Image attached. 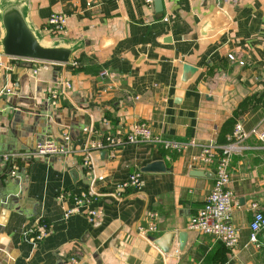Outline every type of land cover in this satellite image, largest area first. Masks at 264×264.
I'll return each instance as SVG.
<instances>
[{"label":"crops","instance_id":"1","mask_svg":"<svg viewBox=\"0 0 264 264\" xmlns=\"http://www.w3.org/2000/svg\"><path fill=\"white\" fill-rule=\"evenodd\" d=\"M161 2L156 12L153 0H0V148L26 153L53 139L72 149L17 157L16 175L0 164V264H264V231L250 241L253 216L264 213V0ZM12 5L42 44L71 48L70 61L5 56L1 15ZM55 12L67 16L62 32L47 26ZM61 81L70 88L51 102ZM247 98L245 112L226 127ZM139 121L163 138L218 145L242 123L246 137L229 156L236 247L188 228L213 184V165L189 166L197 149L173 154L123 144L94 152L87 172L80 150L88 141L125 134ZM153 161L164 170H141ZM134 172L141 187L118 192L116 183ZM87 188L97 199L65 218L74 205L58 191ZM88 208L99 217L89 221ZM153 212L157 228L148 231ZM41 220L49 224L44 238L24 235Z\"/></svg>","mask_w":264,"mask_h":264},{"label":"built area","instance_id":"2","mask_svg":"<svg viewBox=\"0 0 264 264\" xmlns=\"http://www.w3.org/2000/svg\"><path fill=\"white\" fill-rule=\"evenodd\" d=\"M148 6L152 5V0H145ZM67 16L63 13H51L47 18V26L53 32H62L65 29ZM231 61H236L237 58L234 54L227 55ZM239 64H244L243 60H237ZM76 65V62H72ZM101 76L107 75L105 70L101 71ZM50 94L49 99L55 102L63 90L70 88L69 81H61ZM246 137L241 122L234 125L232 134L228 137L225 144L218 145L214 140L206 143H200L193 139L191 140H176L163 138L161 135L156 134L152 128L145 121L135 122L128 132L122 135L105 134L95 140H90L80 150L82 156V164L88 173L93 170L94 152L105 150L107 148H114L123 144H141L149 143L162 150L171 152L173 154H183L190 149H197V152L191 155L189 166L198 168L199 166H214L213 184L205 198L203 205L191 216L188 222V228L198 231L202 234L208 235L215 240L223 243L229 248H234L238 244V233L235 225L231 222V208L233 204L234 195L229 187L230 171H229V156L237 148L236 144L241 142ZM72 149L68 143L58 142L53 139H46L37 142L32 151L21 153L5 151L0 148V164L8 167L11 175H16L18 167L13 163L17 157L24 159L34 160L36 158H48L51 156H60L68 154ZM142 185L141 174L134 172L127 178L122 179L116 183L118 192L125 189H138ZM58 198H70L73 207L66 209L64 217L67 218L71 214L80 212L82 205H87L92 200L97 199L95 192L92 189H85L78 194H72L70 191L61 189L57 193ZM257 208V204H254ZM101 211L97 208H88L85 216L89 221L97 219ZM157 213L149 214L148 231H156ZM252 243L258 242V233L264 231V213L257 210L250 223ZM49 233V224L40 221L34 226L27 228L24 235L30 238L41 240Z\"/></svg>","mask_w":264,"mask_h":264},{"label":"water","instance_id":"3","mask_svg":"<svg viewBox=\"0 0 264 264\" xmlns=\"http://www.w3.org/2000/svg\"><path fill=\"white\" fill-rule=\"evenodd\" d=\"M153 2L156 12H160L162 10L161 0H153ZM1 20L4 27L1 49L5 56L55 63H68L70 61L72 49L60 45L42 44L29 28L23 14L17 6L12 5L7 7L2 12ZM183 69L189 74L195 71V67L189 64H184ZM183 79H185V77ZM141 170L143 172L162 171L164 170V164L162 161H153L144 166ZM190 174L203 176L204 172L192 170ZM183 236H185V234L179 235L180 243L185 241ZM155 243L159 244L158 240ZM162 249L167 251L165 247H162Z\"/></svg>","mask_w":264,"mask_h":264},{"label":"trees","instance_id":"4","mask_svg":"<svg viewBox=\"0 0 264 264\" xmlns=\"http://www.w3.org/2000/svg\"><path fill=\"white\" fill-rule=\"evenodd\" d=\"M250 100H251L250 98H247L243 102L239 103L237 109L234 110L232 116L225 123L226 127H229L232 123L235 122V119H237L239 115H241L245 112V109L247 108V105H248Z\"/></svg>","mask_w":264,"mask_h":264}]
</instances>
